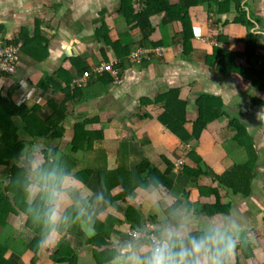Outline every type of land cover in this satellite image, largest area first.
<instances>
[{
	"label": "crops",
	"instance_id": "obj_1",
	"mask_svg": "<svg viewBox=\"0 0 264 264\" xmlns=\"http://www.w3.org/2000/svg\"><path fill=\"white\" fill-rule=\"evenodd\" d=\"M169 1L175 4L179 0ZM120 2L0 0V39L10 40L25 29L30 39L41 35L48 40L46 58L38 62L25 52L21 55L17 73L0 78L1 94L9 95L16 105L38 106L42 114L49 102L61 103L63 93L50 88L45 90L43 85L48 78L55 79L60 68L71 59L81 57L91 68L104 62L102 49L106 48V43L99 35L103 22L108 26L112 40L131 47V51L142 47L139 30L131 28L125 17L115 15ZM230 6L229 11L214 13L209 12L205 5L191 8L189 15L194 38L186 47L182 45L180 23L164 26L161 25L163 14L152 17L155 32L150 41L157 46L149 48H163L162 55L152 56L141 64L124 65L120 69L122 81L119 84L114 81L105 84L100 80V74L89 79L85 84L89 83L87 88L82 86L85 87L82 94L89 98L74 103L71 114L64 122V137L53 144L67 152L75 125L91 120L87 135L95 137L96 141L90 150L72 155L76 165L62 185L70 196L61 202V207L65 205L63 212L70 207L76 213L77 209H83L80 225L84 230H92L94 218L107 207L103 199H98L97 171L117 168L133 171L147 161L163 173L168 168L167 162L172 163L181 157L186 159L187 153L195 151L201 157L203 175L193 180L173 171L170 176L172 186L165 197L153 188L139 189L134 193L128 203L141 215L143 229L153 232L157 225L171 222L177 211H186L194 220L201 221L209 216L234 211L241 216L242 225L251 235L247 242L237 247L229 264L264 262V92L258 88L261 85L258 76L264 71V0H231ZM244 15L248 22L238 23L237 19ZM246 36L258 37L254 57L250 61L246 58L238 60V64L248 70L247 77L226 74L216 67L217 64L210 65L213 63L214 47L243 53L245 44L241 39ZM219 37H227L229 41H219ZM38 53L35 51V57L42 56ZM107 56L113 57L110 49ZM90 69H71L69 72L74 80ZM174 89H179L180 98L187 101L184 127L189 133L198 118L199 99L207 96L217 100L216 106L221 115L210 120L197 141L182 143L160 121L165 112L163 97ZM15 121L21 124L19 119ZM235 123L245 129L256 156L250 191L246 196L221 183L229 170L245 163L249 157L245 146L236 139ZM42 146L39 142L27 145L24 163L33 158L41 162L39 150L48 149L51 152V147ZM86 170L93 172L94 178L88 186L72 182V174ZM230 182L233 183L232 179ZM32 189L30 202L39 193L36 186ZM43 201L49 203L46 192ZM128 203L117 202L113 208L122 214ZM214 206L218 208L212 213ZM88 214L92 215V219L86 221L84 216ZM12 218L16 228L18 221L15 216ZM8 226L12 228L9 235L5 232L7 226L0 228V244L6 246L4 243L7 241L17 247L21 237L17 241L12 236L15 228L10 222ZM18 229L21 232V228ZM113 229L115 235L111 248L127 241V232L132 230L127 223ZM65 236L69 239L68 234ZM22 253L15 254L21 256ZM110 262L108 264H113V261ZM78 264H95L92 251H82Z\"/></svg>",
	"mask_w": 264,
	"mask_h": 264
},
{
	"label": "trees",
	"instance_id": "obj_2",
	"mask_svg": "<svg viewBox=\"0 0 264 264\" xmlns=\"http://www.w3.org/2000/svg\"><path fill=\"white\" fill-rule=\"evenodd\" d=\"M230 1L179 0L177 3L172 4L169 0H137V2L121 0L120 7L115 15L125 17L128 24L132 26L131 28L139 30L141 46L149 48L157 46L156 43L150 41L155 32L151 18L163 14L161 25L165 26L173 22L181 24L182 45L186 47L190 45L194 38L189 10L205 5L209 12H226L230 10ZM237 22L244 24L248 20L244 15L237 19ZM99 30L101 39L106 43V48L102 49L104 62L119 61L118 67L123 68L124 65L129 63L128 58L132 52L131 47L112 40L108 26L104 22ZM218 40L229 41L227 37H219ZM257 40L258 37L256 36H246L241 39V42L245 44L243 53L229 52L214 47V53L211 56L213 63H210V65L217 64L216 67L226 74L236 73L247 77L248 70L238 64V60L246 58L250 61L254 57ZM6 41L22 44L20 59L25 52L30 53L32 58H35L34 60L38 62L48 56V40L41 35L30 39L25 29L21 30L17 37ZM31 45L35 47L32 48ZM108 49L113 52L112 58L107 56ZM35 51H39L38 54H42V56L35 57ZM90 68L79 57L71 59L70 62H65L64 66L57 72L55 79L48 78L43 88L62 92L64 99L59 104L55 101L49 102L43 114L38 106L29 108L25 105H16L9 95L3 96L0 92V179L4 177L7 181L0 182V228L7 226L9 218L13 216L16 219L23 218L26 226L25 230L27 229L23 232L31 240L25 241L21 238L18 246H21L22 250L27 249L33 253L30 264H78L80 253L86 249L92 251L95 264H108L113 261L114 256L113 248H111V241L115 234L113 228L127 223L130 224L133 230L143 229L141 215L128 203L137 190L153 188L162 197H165L172 186L170 176L173 171L178 174L183 173L193 180L204 174L201 167V157L195 151L187 153L186 159L183 157L184 164L177 171L175 170L176 160L172 163L167 162L168 168L163 173L149 165L147 161L141 163L133 171L122 168L97 171L95 179L99 196L105 201L107 207L94 218L92 230H84L81 227V216H77L75 209L70 207L63 212L68 216V226L66 228L61 226L59 236H52L41 243V236L47 225L43 224L42 220L37 217L42 215L43 208L48 204L43 201L45 191L39 188V193L35 199L29 201V196L34 191L32 188L35 187V173L29 174V163H22V157L25 155L27 145L39 142L42 145L51 147V152H48V149L39 150L38 155H41L42 158L39 166L40 168L55 169L65 173L62 187L65 179L70 176L76 165L75 158L72 155L92 148L96 138L87 135L88 127L92 123L91 120L75 125L74 136L66 149L67 152L61 149L60 146L53 144L57 141L60 142L64 137V122L67 116L71 114L74 103H81L89 98L84 93L82 94L83 89L87 88L89 83L85 87L75 86L73 88L74 80L69 71L71 69L81 71ZM99 77L107 85L113 82V78L108 73H104ZM258 77L261 82L258 88L264 92V71ZM163 98L166 101L165 112L160 121L182 143L192 140L197 141L206 129L207 124L211 122L210 120L219 118L221 115L220 109L216 106L215 101L217 100L215 98L202 97L197 102L199 107L198 118L193 123L192 132L189 133L184 127L186 124L187 101L180 98V90H170ZM16 118L19 119L21 124L16 123ZM234 126L237 134L236 139L245 146L249 157L245 163L235 165L229 170L222 177L221 183L232 188L235 193L240 192L246 196L250 191L256 156L252 141L245 129L237 123ZM92 174L91 171H80L72 174L71 180L74 183H81L82 186H88ZM231 179L233 183L230 182ZM117 202L128 203L124 213L121 214L113 208ZM215 208L218 207L214 206L212 213H215ZM66 234H68L69 239L66 238ZM130 238L132 237H127V240ZM76 239L82 242L79 247L74 245ZM6 248V246L0 244V264H17L20 256L15 254L16 252L8 256Z\"/></svg>",
	"mask_w": 264,
	"mask_h": 264
},
{
	"label": "clouds",
	"instance_id": "obj_3",
	"mask_svg": "<svg viewBox=\"0 0 264 264\" xmlns=\"http://www.w3.org/2000/svg\"><path fill=\"white\" fill-rule=\"evenodd\" d=\"M28 167L30 175L35 173L34 185L45 191L49 199L42 215L37 217L47 225L41 236L43 243L52 236H59L61 226H68V216L60 204L70 196L61 187L65 173L40 168L34 158ZM81 215L84 210L77 209V216ZM84 219L91 220L92 215H85ZM132 232L143 236L132 237ZM127 235L132 238L112 246L113 264H229L234 251L247 242L251 234L234 211L209 216L203 221L194 220L186 211H177L171 222L157 225L153 232L132 229Z\"/></svg>",
	"mask_w": 264,
	"mask_h": 264
},
{
	"label": "built area",
	"instance_id": "obj_4",
	"mask_svg": "<svg viewBox=\"0 0 264 264\" xmlns=\"http://www.w3.org/2000/svg\"><path fill=\"white\" fill-rule=\"evenodd\" d=\"M20 43H8L0 39V78L6 76H13L17 73L20 63ZM164 52L163 48H144L138 47L133 50L129 56V63L141 64L152 58V56H160ZM119 61L102 62L96 66H93L90 70L85 71L81 77L74 79L73 86H84L93 75H100L108 73L113 78L114 83H121V72ZM184 164V158L181 157L175 162V170L181 169ZM132 237H142L139 232H132ZM264 264V262H263Z\"/></svg>",
	"mask_w": 264,
	"mask_h": 264
},
{
	"label": "rangeland",
	"instance_id": "obj_5",
	"mask_svg": "<svg viewBox=\"0 0 264 264\" xmlns=\"http://www.w3.org/2000/svg\"><path fill=\"white\" fill-rule=\"evenodd\" d=\"M133 52V51H132ZM41 146H42V144H40ZM42 147H44V146H42ZM45 147H49V146H45ZM22 159H23V163H24V160H25V158H24V156L22 157ZM2 180H1V182L2 183H4L6 180H4L5 178L4 177H2L1 178ZM92 179H94V178H92ZM89 194H91V192H88ZM62 204H64V203H62ZM60 206H61V204H60ZM65 206V205H64ZM64 206H62V207H64ZM61 207V208H62ZM62 210H63V208H62ZM13 219L14 218H12L11 217V219L9 220V222L13 225V227L15 228V226H14V223H13ZM16 220V219H15ZM17 221H19V222H16L17 223V227L15 228V230H14V232H15V234H12V236L15 238V239H17V241H18V239H19V237H21L22 239H24L25 241H30L31 239H29L30 237L29 236H27V235H25V232H23V231H26L25 230V228H26V226L24 225V221H23V218H21V219H17ZM18 227H20L21 228V232H20V230L18 229ZM6 230H5V232L9 235L10 233H9V229L10 230H12V228L10 227V226H8L7 225V228H5ZM16 229H18V231L16 230ZM23 229V230H22ZM115 235V234H114ZM6 241V240H5ZM5 241H2V242H5ZM16 243H18V242H16ZM82 244V242L80 241V240H78V239H76L75 240V246L76 247H79L80 245ZM4 245H6V249H7V255L8 256H10L12 253L14 254L15 253V250H20L21 252H23L22 253V255L20 256V259H19V262L17 263V264H30V262H31V259L33 258V253L32 252H30L29 250H27V249H24V250H22V249H19V247H21V246H17V247H14V246H12V243H7V241L4 243ZM17 252V251H16Z\"/></svg>",
	"mask_w": 264,
	"mask_h": 264
}]
</instances>
